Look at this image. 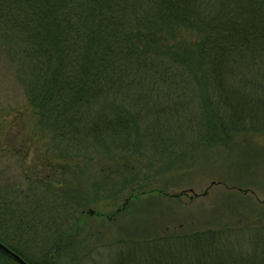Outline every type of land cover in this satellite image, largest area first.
<instances>
[{
    "label": "trees",
    "instance_id": "1",
    "mask_svg": "<svg viewBox=\"0 0 264 264\" xmlns=\"http://www.w3.org/2000/svg\"><path fill=\"white\" fill-rule=\"evenodd\" d=\"M0 47V88L12 76L58 163L0 183V244L27 264L87 254L99 202L264 132V0H0ZM143 233L71 263L241 264L208 232ZM0 264L18 263L0 251Z\"/></svg>",
    "mask_w": 264,
    "mask_h": 264
},
{
    "label": "rangeland",
    "instance_id": "2",
    "mask_svg": "<svg viewBox=\"0 0 264 264\" xmlns=\"http://www.w3.org/2000/svg\"><path fill=\"white\" fill-rule=\"evenodd\" d=\"M190 35L185 32L182 39L190 42ZM0 62L6 66L1 47ZM2 84L0 183L21 182L33 177L37 166L42 171V161L57 162L47 159L45 141L38 136L36 117L22 90L12 84V76ZM230 145L196 147L183 167L130 188L118 201L99 202L78 236L87 254L77 248L78 254L61 264L77 258L107 260L119 240H133L140 231L161 235L166 228H182L189 235L208 232V248L217 255L238 253L241 264H264V132L236 136ZM127 201H134L133 212L116 217ZM230 246L236 252L227 250Z\"/></svg>",
    "mask_w": 264,
    "mask_h": 264
},
{
    "label": "water",
    "instance_id": "3",
    "mask_svg": "<svg viewBox=\"0 0 264 264\" xmlns=\"http://www.w3.org/2000/svg\"><path fill=\"white\" fill-rule=\"evenodd\" d=\"M0 251L5 253L6 255H8L10 258H12L18 264H27L19 256H17L16 254L12 253L10 250H8L6 247H4L2 244H0Z\"/></svg>",
    "mask_w": 264,
    "mask_h": 264
}]
</instances>
